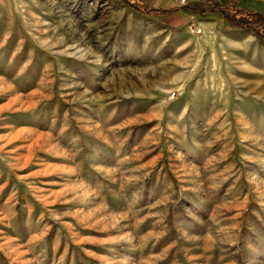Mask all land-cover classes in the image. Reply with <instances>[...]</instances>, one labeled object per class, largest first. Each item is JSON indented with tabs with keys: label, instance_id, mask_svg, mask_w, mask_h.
<instances>
[{
	"label": "rangeland",
	"instance_id": "374dc122",
	"mask_svg": "<svg viewBox=\"0 0 264 264\" xmlns=\"http://www.w3.org/2000/svg\"><path fill=\"white\" fill-rule=\"evenodd\" d=\"M139 1L0 0V264H264V40Z\"/></svg>",
	"mask_w": 264,
	"mask_h": 264
},
{
	"label": "trees",
	"instance_id": "16d2710c",
	"mask_svg": "<svg viewBox=\"0 0 264 264\" xmlns=\"http://www.w3.org/2000/svg\"><path fill=\"white\" fill-rule=\"evenodd\" d=\"M130 6H134L138 10L142 12H147L151 15H161L164 13L172 12V9L167 10H158V9H151L150 7H142L143 3L139 0H124ZM204 8H217L223 15L225 21L227 22V26L231 28H244L249 27L254 30L256 36L264 40V16L260 13L255 11H246L238 8H234L232 4L229 2H221L220 0H215L214 3L207 4L208 6L205 7V3H203ZM192 6H188L186 9L188 11H193Z\"/></svg>",
	"mask_w": 264,
	"mask_h": 264
}]
</instances>
